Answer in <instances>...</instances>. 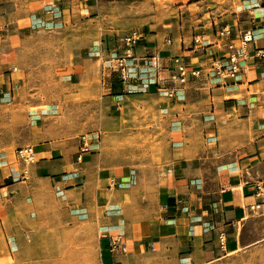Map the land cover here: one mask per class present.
Here are the masks:
<instances>
[{
	"label": "crops",
	"instance_id": "obj_1",
	"mask_svg": "<svg viewBox=\"0 0 264 264\" xmlns=\"http://www.w3.org/2000/svg\"><path fill=\"white\" fill-rule=\"evenodd\" d=\"M79 1L92 20L98 5L123 0H0V161L6 160L0 163V263L16 235L24 234L20 223L29 214L18 221L24 203L40 210L43 192L47 200L52 191L61 215L95 226L102 264H144L143 256L161 250L173 254L176 264H258L264 251V0H239L234 9L230 0H174L178 16L166 26L163 48L143 33L126 83L114 61L120 50L107 51L105 88L114 95L108 98L123 99L116 96L120 92L157 96L173 88L174 57L196 68L223 55L239 32L253 34L236 79L192 80L183 97L172 100L183 107L166 109L169 145L145 180L124 163L110 162L113 154H98L100 142L91 154L53 148L55 133L43 117L57 114V103L23 111L52 100L42 96L44 81L53 77L60 87L69 86L84 73L81 51L66 56L61 45L51 50L48 44L59 43L69 25L81 22L75 16ZM29 144H35L34 166L19 181L27 164L14 156ZM118 232L124 247L111 253L109 237Z\"/></svg>",
	"mask_w": 264,
	"mask_h": 264
},
{
	"label": "rangeland",
	"instance_id": "obj_2",
	"mask_svg": "<svg viewBox=\"0 0 264 264\" xmlns=\"http://www.w3.org/2000/svg\"><path fill=\"white\" fill-rule=\"evenodd\" d=\"M174 0H123L114 4L98 5L97 18L90 19L89 12L80 1L75 5V16L81 19L74 26H68L67 34L59 41H50L51 50L61 45L66 56L73 57V50L81 51L79 58L85 60V70L80 79L69 86L60 87L51 77L43 82L47 91L39 100L38 106L29 105L23 111H38L50 104L59 105L58 113L43 117L46 129L55 133L52 147H61L67 153L77 150L78 138L82 134L98 133L100 149L98 154H113L109 161H120L127 167L137 170L142 179L149 177L159 157L169 145V118L166 109L175 111L183 107L182 101L172 106V100L160 91L157 96L145 93L135 98V94L125 95L123 99L113 100L106 88L107 51L115 52L121 48L116 41L123 36L138 31L148 33L147 40H158L160 48L167 37L166 26L172 24L178 13L174 9ZM239 0H230V9H234ZM68 23V17H67ZM157 34L156 37L151 36ZM58 51V50H57ZM50 58V62L55 60ZM118 94V95H117ZM264 95V91H263ZM130 96V97H129ZM142 100L141 104H124L126 99ZM20 101L16 100L15 104ZM132 101V100H131ZM156 104V105H154ZM35 144L26 146L34 147ZM25 147V146H24ZM13 159V158H12ZM34 163H27L31 173ZM28 174V175H29ZM43 208L36 210L28 204L22 206L21 214H29L22 221L16 244L3 252L6 260L2 264H102L99 254L98 233L89 219L76 216L66 218L61 215V202L49 193ZM36 217L31 218V214ZM258 264H264V251L257 255ZM144 259V260H143ZM144 264H176L175 256L166 251L148 252L142 257ZM1 264V263H0ZM138 264V263H137ZM246 264V263H245Z\"/></svg>",
	"mask_w": 264,
	"mask_h": 264
},
{
	"label": "built area",
	"instance_id": "obj_3",
	"mask_svg": "<svg viewBox=\"0 0 264 264\" xmlns=\"http://www.w3.org/2000/svg\"><path fill=\"white\" fill-rule=\"evenodd\" d=\"M222 33L229 34L228 31ZM144 39L141 32L133 31L116 41L120 44V54L114 58L117 66L120 81L126 83L132 79L131 66L129 61L134 58L135 48ZM235 41H230L225 45L223 55H215L211 60L199 67L193 68L189 66L182 57L177 56L172 59L173 69L169 76V80L173 84V88L164 90L165 94L173 99H180L186 90V86L192 80H219L222 84H226L228 80L237 78L242 69L244 60V48L253 40V34L250 30H244L237 34ZM195 42H198L197 40ZM241 51V53H239ZM109 61V59H108ZM163 91V90H162ZM98 133L82 134L78 138V151L83 154H91L92 150L100 141ZM34 149L32 146L19 148L14 156V162L27 164L34 161ZM6 161V160H5ZM4 160L0 163H4ZM18 172H15L16 174ZM13 174V175H14ZM19 181H25L28 178L27 169H23L18 173ZM124 247L123 234L118 232L109 237V250L111 253H117Z\"/></svg>",
	"mask_w": 264,
	"mask_h": 264
},
{
	"label": "bare ground",
	"instance_id": "obj_4",
	"mask_svg": "<svg viewBox=\"0 0 264 264\" xmlns=\"http://www.w3.org/2000/svg\"><path fill=\"white\" fill-rule=\"evenodd\" d=\"M32 163V162H31Z\"/></svg>",
	"mask_w": 264,
	"mask_h": 264
}]
</instances>
